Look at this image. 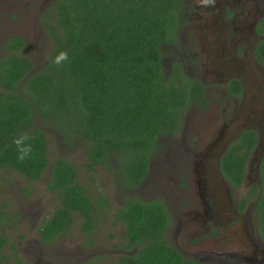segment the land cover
Segmentation results:
<instances>
[{"label":"trees","instance_id":"trees-1","mask_svg":"<svg viewBox=\"0 0 264 264\" xmlns=\"http://www.w3.org/2000/svg\"><path fill=\"white\" fill-rule=\"evenodd\" d=\"M181 12L180 0H57L48 15L52 24H46L53 48L38 72L32 71L28 56L19 54L21 39L8 43L10 55L0 59V171L38 182L49 170L46 189L55 195L57 205L40 227L43 243L50 245L68 233L75 217L83 236H88L108 203L93 201L63 157L50 163L49 141L36 120L65 141L87 146L86 171L116 160L121 184H139L143 159L158 136L176 133L184 113L203 91L179 64L171 65L170 74L162 64V47L175 42ZM62 50L68 60L52 64ZM256 56L264 62V43ZM21 130L32 134L33 146L32 157L23 163L12 144ZM256 144L255 133H243L221 158L222 174L231 184L243 183ZM259 178L260 193L252 199H257L255 211L264 239V157ZM114 217L124 228L123 249L137 247L135 253L121 255L117 264H201L184 259L164 240L168 218L161 204L130 198ZM5 244L0 233V264Z\"/></svg>","mask_w":264,"mask_h":264},{"label":"flooded vegetation","instance_id":"flooded-vegetation-1","mask_svg":"<svg viewBox=\"0 0 264 264\" xmlns=\"http://www.w3.org/2000/svg\"><path fill=\"white\" fill-rule=\"evenodd\" d=\"M46 1L51 0H41V3ZM180 2L181 18H185V22L191 21L187 11L191 10L189 3L193 0ZM17 4L20 5L21 1L18 0ZM196 9L197 12H190L195 19L215 20L206 27L214 38L208 46L212 56L208 55L205 65L209 70L207 76L212 80L205 83L202 75L197 74L200 72V67L195 68L197 58L185 60L181 55L179 64L176 55L173 57L172 64H179L188 78L202 84V95L184 113L176 133L158 136L157 140L179 135L177 141L167 142L165 147L163 144L164 157L161 160L155 157L156 141L154 148L147 153L148 157L143 159L146 164L141 170L143 179L139 184L124 187L114 167L117 180L125 191L123 202L116 210L130 198L161 204L168 218L164 240L188 261L264 264V239L260 236L255 211L257 199H252L255 192L260 193L259 164L264 157V62L261 63L256 56L257 47L264 43V0H213L208 6L199 3L198 7L194 6ZM178 34L179 29L175 40ZM6 39L11 42L18 38L10 36ZM22 42L18 52L24 54L28 47ZM183 43L178 47L170 42L169 47L178 48L182 54L192 52L190 41ZM31 62L34 71L37 67L33 60ZM189 66H194L193 77L188 75ZM170 72L171 68L168 74ZM212 103H216L217 109L212 108ZM196 107L198 116L191 126L185 127L186 116ZM211 109L216 112L213 123H209L208 116L204 115ZM217 126L226 128V133L214 131ZM246 132L256 134L257 144L247 160L243 183L235 186L223 176L221 158ZM97 168L107 167L96 165L88 171ZM99 218L98 214L96 228ZM115 221L123 229L122 245H125L124 228ZM39 239L42 245L48 246L41 237ZM227 240L229 246H223ZM132 249L137 251V247L130 251Z\"/></svg>","mask_w":264,"mask_h":264},{"label":"rangeland","instance_id":"rangeland-1","mask_svg":"<svg viewBox=\"0 0 264 264\" xmlns=\"http://www.w3.org/2000/svg\"><path fill=\"white\" fill-rule=\"evenodd\" d=\"M20 1L21 4L18 5V0H0V59L10 55L7 37L22 39L28 47L24 54H27L37 67L33 72H38L43 68L53 48V40L47 32L46 24H52L48 15L53 14V7L57 0L45 3H41V0H26L24 1L26 6L22 0ZM198 4L197 0L189 3L191 10L187 12L191 21L185 22V18L182 17L178 27V39L174 42V45L180 47L181 43L184 45L183 42L190 41L192 52L186 51V54H182L178 48L176 50L170 48L168 43L162 47V64L168 73L175 55L176 62L178 61L179 64L182 62L181 55L185 60L195 57L197 58L195 68L200 67V72L197 74L202 75L203 82L209 83L212 78L207 76L209 70L205 65L208 62V55L212 56L208 46H211L214 38L207 32L206 27L212 25L215 20L214 18L195 19L196 17L190 12H197L194 6L198 7ZM226 58H228L227 55ZM193 67L188 68L190 77L195 74ZM211 105L212 108L217 109L216 103ZM197 109L198 107L193 108L186 116L185 127L191 126L198 116ZM204 115L208 116L209 123H213L216 119V112L213 109L209 114ZM35 124L45 131V137L49 141L50 163L58 157L66 159L77 169L78 181L85 187L93 201L105 199L108 208L104 214L100 215L97 228L91 235L83 236L80 231L81 221L76 218L68 233L48 246L42 245L39 239L40 226L50 217L57 205L55 195L46 189L49 170L45 171L38 182L27 181L13 171H0V213L2 215L0 233L6 239V244L1 251L2 264H117L121 255L135 253V249L131 251L123 249V229L114 218L116 207L121 205L125 194L114 172L116 160L109 163V168L86 171L83 168L86 162L84 143L74 139L65 141L55 130H51L38 119ZM214 131L226 133V128L217 126ZM178 137L179 135L177 138L163 137L157 140L155 156L157 160L164 157L163 144L165 147L167 142L177 141ZM229 243L227 240L222 245L229 246Z\"/></svg>","mask_w":264,"mask_h":264},{"label":"clouds","instance_id":"clouds-1","mask_svg":"<svg viewBox=\"0 0 264 264\" xmlns=\"http://www.w3.org/2000/svg\"><path fill=\"white\" fill-rule=\"evenodd\" d=\"M213 0H198L203 6H208ZM68 53L66 51H59L51 60L52 64L57 66L62 65L68 60ZM32 140V134L27 130H21L19 133L13 137L12 144L15 146L17 153V160L21 163L30 159L33 155V146L30 143Z\"/></svg>","mask_w":264,"mask_h":264}]
</instances>
